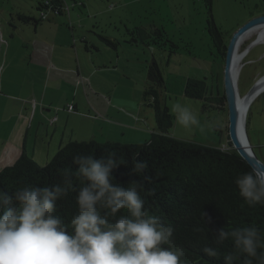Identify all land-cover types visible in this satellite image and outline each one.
<instances>
[{
	"label": "clouds",
	"instance_id": "1",
	"mask_svg": "<svg viewBox=\"0 0 264 264\" xmlns=\"http://www.w3.org/2000/svg\"><path fill=\"white\" fill-rule=\"evenodd\" d=\"M178 125L204 131L197 115L177 102L171 107ZM75 170H60L48 186L22 185L9 196L0 189V264H186L185 248L176 244L175 228L153 215L137 179L126 186L114 170L126 166L114 151L96 157L78 154ZM146 161L134 160L132 174L140 176ZM249 207L264 206V172L253 170L235 179ZM75 192L76 212L68 223L58 215L59 202ZM217 247L203 253L223 264H264V233L256 226L225 227L216 232ZM231 242L222 255L219 246ZM167 246V247H165Z\"/></svg>",
	"mask_w": 264,
	"mask_h": 264
},
{
	"label": "crops",
	"instance_id": "2",
	"mask_svg": "<svg viewBox=\"0 0 264 264\" xmlns=\"http://www.w3.org/2000/svg\"><path fill=\"white\" fill-rule=\"evenodd\" d=\"M65 13L48 16L36 26L21 25L17 18L41 15L19 12L7 21L9 26L0 16V171L23 154L46 166L71 142L144 144L158 132L154 112L142 99L147 58L140 57L137 61L143 65L137 67L135 52H126L131 58L125 51L121 55L120 45L110 49L98 36L113 54L88 37L79 42L74 28L61 18ZM13 20L19 25L13 27ZM100 35L118 40L105 32ZM139 68L142 81L137 84ZM70 105L75 106L72 112Z\"/></svg>",
	"mask_w": 264,
	"mask_h": 264
},
{
	"label": "trees",
	"instance_id": "3",
	"mask_svg": "<svg viewBox=\"0 0 264 264\" xmlns=\"http://www.w3.org/2000/svg\"><path fill=\"white\" fill-rule=\"evenodd\" d=\"M39 14H63L66 11L64 0H37ZM264 2V0H263ZM208 13V31L214 48L222 62V88L212 102L217 109L228 113L224 89V66L227 46L225 32L217 26L213 16V0H205ZM21 25L36 26L42 18L18 16ZM13 27L15 25L11 24ZM128 33L132 34L128 29ZM158 35L163 32L158 30ZM101 42L108 48L117 50L120 42L105 35H99ZM231 38V37H230ZM131 44H139L136 38ZM175 47V45H173ZM93 49V48H92ZM90 51V48L87 47ZM98 51V49L94 48ZM174 53V52H172ZM147 85L143 92V103L153 110L157 133L144 144L99 143L96 141L71 142L65 145L52 161L40 166L26 154L13 166L0 171V189L9 196L19 186H45L59 181L60 170L77 167L73 157L78 154L100 157L114 151L117 158H123L126 166L114 170L117 181L127 185L132 180H139L144 185L141 193L146 207L158 216L162 222L170 223L175 228L174 239L177 245L185 248L186 264H223V259L207 257L202 249L205 246L217 247L215 235L225 227L237 228L256 226L264 233V206L249 207L239 195L235 184L236 177L254 169L239 153L230 148L221 149L205 146L171 136L175 116L170 113L162 92L165 79L159 64L153 59L147 68ZM205 80L189 79L185 86V96L195 100L208 101ZM250 113V111H249ZM249 114L247 119V126ZM219 129V128H218ZM228 133V117L226 123ZM134 160L146 161L147 169L140 176L132 174ZM75 192L59 202L58 215L65 223L76 212ZM167 247V246H165ZM222 255L231 252V242L219 246Z\"/></svg>",
	"mask_w": 264,
	"mask_h": 264
},
{
	"label": "rangeland",
	"instance_id": "4",
	"mask_svg": "<svg viewBox=\"0 0 264 264\" xmlns=\"http://www.w3.org/2000/svg\"><path fill=\"white\" fill-rule=\"evenodd\" d=\"M64 1L66 13L61 18L65 20V24L74 28L79 42L82 37H88L101 50L116 54L100 44L98 36L105 32L119 40L121 55L125 51L124 55L131 58V53L126 52H135L137 67L143 65L137 61L140 57L142 61L144 57L149 62L153 59L157 61L165 79L162 98L171 114L172 105L179 102L197 115L201 125H207L209 121L219 122L218 127L211 130L205 127L201 131L196 127L185 129L175 119L174 127L170 131L173 137L205 146L230 148L226 132L228 113L212 104L214 97L218 96V89L222 88L223 67L207 28L205 0H78L79 4L76 5L74 0ZM37 4V0H0V7L8 11L3 15L0 10L2 21L9 26L7 21L13 16L16 17L19 12L39 16ZM107 7L111 10L108 11ZM263 8V0H213L214 20L225 32L227 40L250 20L251 14L261 15ZM48 16L56 17L53 13ZM81 20L85 27H81ZM12 22L19 25L16 20ZM152 23L155 25H148ZM68 25H65L63 31H68ZM138 28H144L145 32H140ZM128 29L133 33L129 34ZM158 30L163 32L162 37L158 35ZM258 37V34H254L241 47V51L248 50L242 62L243 66L239 69L241 96L246 95L264 77V41L254 42ZM133 38L139 42L138 46L130 43ZM141 74L139 68L137 84L142 81L139 80ZM190 77L205 80L208 101L185 96V86ZM247 134L255 154L264 161V92L250 108Z\"/></svg>",
	"mask_w": 264,
	"mask_h": 264
},
{
	"label": "water",
	"instance_id": "5",
	"mask_svg": "<svg viewBox=\"0 0 264 264\" xmlns=\"http://www.w3.org/2000/svg\"><path fill=\"white\" fill-rule=\"evenodd\" d=\"M264 27V14L250 15V20L239 28L230 38L224 66V89L228 106V133L229 141L239 155L245 159L254 170L264 172V161L255 154L247 134V119L250 108L257 97L264 91L261 83L264 77L258 80L252 89L244 96L239 91V74L233 72V63L237 54L238 46L243 37L249 32ZM248 50L244 51L247 55ZM243 66V65H242Z\"/></svg>",
	"mask_w": 264,
	"mask_h": 264
},
{
	"label": "bare ground",
	"instance_id": "6",
	"mask_svg": "<svg viewBox=\"0 0 264 264\" xmlns=\"http://www.w3.org/2000/svg\"><path fill=\"white\" fill-rule=\"evenodd\" d=\"M254 34H258L259 37L257 40H255L254 42H258V41H264V27L263 28H258V29H255L251 32H249L248 34H246L243 39L241 40V42L239 43V46H238V50H237V54H236V57H235V61L233 63V72H240V68H242V62L244 60V57L245 55L243 54L244 51H241V47L243 45V43L250 37H252ZM261 88H264V81L261 83ZM264 92V91H263Z\"/></svg>",
	"mask_w": 264,
	"mask_h": 264
},
{
	"label": "built area",
	"instance_id": "7",
	"mask_svg": "<svg viewBox=\"0 0 264 264\" xmlns=\"http://www.w3.org/2000/svg\"><path fill=\"white\" fill-rule=\"evenodd\" d=\"M41 18H42L43 20H46V19H47V15H46V14H42V15H41ZM74 109H75V106H74V105H70L69 108H68V110H69L70 112L74 111Z\"/></svg>",
	"mask_w": 264,
	"mask_h": 264
},
{
	"label": "flooded vegetation",
	"instance_id": "8",
	"mask_svg": "<svg viewBox=\"0 0 264 264\" xmlns=\"http://www.w3.org/2000/svg\"><path fill=\"white\" fill-rule=\"evenodd\" d=\"M262 10H263V12H262V14H261V15H263V14H264V8H263Z\"/></svg>",
	"mask_w": 264,
	"mask_h": 264
}]
</instances>
